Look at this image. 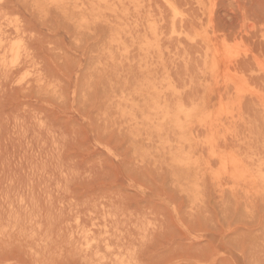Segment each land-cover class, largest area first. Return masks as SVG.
<instances>
[{
  "label": "rangeland",
  "instance_id": "obj_1",
  "mask_svg": "<svg viewBox=\"0 0 264 264\" xmlns=\"http://www.w3.org/2000/svg\"><path fill=\"white\" fill-rule=\"evenodd\" d=\"M261 66L264 0H0V264H264Z\"/></svg>",
  "mask_w": 264,
  "mask_h": 264
},
{
  "label": "bare ground",
  "instance_id": "obj_2",
  "mask_svg": "<svg viewBox=\"0 0 264 264\" xmlns=\"http://www.w3.org/2000/svg\"><path fill=\"white\" fill-rule=\"evenodd\" d=\"M165 2H169L170 0H164ZM218 38V37H217ZM221 45V44H220ZM220 45H217L219 48H218V50H219V53H218V55H217V62L220 64V65H222V75L220 74V76H224L225 77V81L227 82V84H229V85H232L235 89H237L238 91L242 88V82H241V80H240V76L242 75V74H240V76H239V73H240V71L239 70H236V69H238V68H234V66H232L231 65V63L232 62H230V60L228 59V55H227V53H226V51H225V48L224 47H222V46H220ZM227 52H228V50H227ZM231 55V54H230ZM259 57V56H258ZM216 62V63H217ZM262 65V64H261ZM218 68V67H217ZM220 69V68H219ZM261 69L264 71V66H261ZM238 71H239V73H238ZM244 76V75H243ZM242 79H244V78H242ZM247 84V83H246ZM256 95V94H255ZM257 98L259 99V101L261 102V104L262 105H264V96L262 95V94H257ZM221 145V144H220ZM227 155V154H226ZM231 155V154H230ZM234 155V154H233ZM237 155V154H236ZM236 155H235V157H236ZM238 156V155H237ZM228 157V156H227ZM233 157V156H232ZM237 158V157H236ZM240 158V157H239ZM242 158V157H241ZM232 159V158H231ZM237 160V159H236ZM227 161H229V160H227ZM232 161V160H231ZM243 161V160H242ZM241 161V162H242ZM235 162V161H234ZM234 162H232V163H234ZM224 164V163H223ZM235 164V163H234ZM237 164V163H236ZM229 165V164H228ZM239 165H241V164H239ZM237 166V165H236ZM242 166H244V165H242ZM224 167V166H223ZM225 167H226V165H225ZM225 169V168H224ZM232 169V168H231ZM242 169H244V168H242ZM226 171V170H225ZM235 171V170H234ZM238 171V170H237ZM232 172H233V169H232ZM242 172H244V170L242 171ZM227 173H228V171H227ZM234 173H236V172H234ZM241 173V172H240ZM239 173V174H240ZM238 175V174H237ZM235 176V175H234ZM243 176V175H242ZM241 176V177H242ZM238 178H239V176H238ZM241 181V180H240ZM102 240V239H101ZM88 243H85V244H87V248H88V250H90V248H92V245H93V243H91V240L90 241H87ZM96 246V245H95ZM93 249V248H92ZM97 252V251H96Z\"/></svg>",
  "mask_w": 264,
  "mask_h": 264
}]
</instances>
